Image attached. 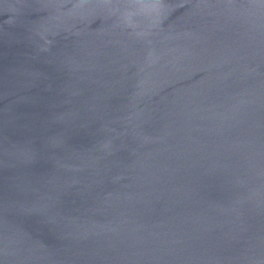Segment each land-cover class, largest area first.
Listing matches in <instances>:
<instances>
[{
  "label": "water",
  "instance_id": "water-1",
  "mask_svg": "<svg viewBox=\"0 0 264 264\" xmlns=\"http://www.w3.org/2000/svg\"><path fill=\"white\" fill-rule=\"evenodd\" d=\"M0 264H264V0H0Z\"/></svg>",
  "mask_w": 264,
  "mask_h": 264
}]
</instances>
